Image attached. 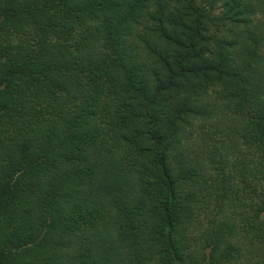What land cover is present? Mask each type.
Here are the masks:
<instances>
[{"label": "trees", "instance_id": "obj_1", "mask_svg": "<svg viewBox=\"0 0 264 264\" xmlns=\"http://www.w3.org/2000/svg\"><path fill=\"white\" fill-rule=\"evenodd\" d=\"M0 264H264V0H0Z\"/></svg>", "mask_w": 264, "mask_h": 264}]
</instances>
